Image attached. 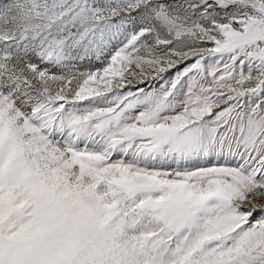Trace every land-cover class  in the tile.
<instances>
[{
    "label": "snow or ice",
    "instance_id": "snow-or-ice-1",
    "mask_svg": "<svg viewBox=\"0 0 264 264\" xmlns=\"http://www.w3.org/2000/svg\"><path fill=\"white\" fill-rule=\"evenodd\" d=\"M0 264H264V0H0Z\"/></svg>",
    "mask_w": 264,
    "mask_h": 264
}]
</instances>
